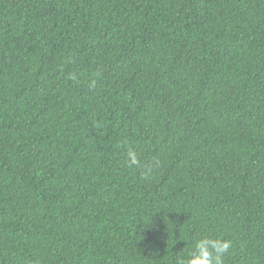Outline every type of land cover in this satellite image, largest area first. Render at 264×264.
<instances>
[{
  "label": "trees",
  "instance_id": "16d2710c",
  "mask_svg": "<svg viewBox=\"0 0 264 264\" xmlns=\"http://www.w3.org/2000/svg\"><path fill=\"white\" fill-rule=\"evenodd\" d=\"M203 236L264 264V0H0V264Z\"/></svg>",
  "mask_w": 264,
  "mask_h": 264
},
{
  "label": "clouds",
  "instance_id": "9594fccd",
  "mask_svg": "<svg viewBox=\"0 0 264 264\" xmlns=\"http://www.w3.org/2000/svg\"><path fill=\"white\" fill-rule=\"evenodd\" d=\"M128 157L132 164L138 162L134 152L129 151ZM229 248L227 240L203 236L194 240L188 254L178 258L176 264H223V255Z\"/></svg>",
  "mask_w": 264,
  "mask_h": 264
}]
</instances>
